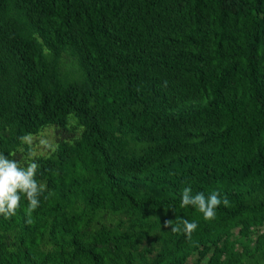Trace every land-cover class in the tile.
Listing matches in <instances>:
<instances>
[{
	"label": "trees",
	"instance_id": "obj_1",
	"mask_svg": "<svg viewBox=\"0 0 264 264\" xmlns=\"http://www.w3.org/2000/svg\"><path fill=\"white\" fill-rule=\"evenodd\" d=\"M0 153L42 188L0 264H264V0H0Z\"/></svg>",
	"mask_w": 264,
	"mask_h": 264
},
{
	"label": "clouds",
	"instance_id": "obj_2",
	"mask_svg": "<svg viewBox=\"0 0 264 264\" xmlns=\"http://www.w3.org/2000/svg\"><path fill=\"white\" fill-rule=\"evenodd\" d=\"M19 139L25 144L32 143L31 134L21 136ZM38 168V163L34 161L27 163L25 167L13 154L0 153V215L4 218L7 219L16 214L22 194L26 195L28 200L26 215L30 217L31 213L40 206L39 195L42 188L38 187V182L34 179ZM221 204L227 207L230 202L226 197L222 199L218 191H213L207 197L202 192L193 195L191 186L183 189L180 201L181 208L188 206L195 208L203 214L206 221L216 218V209ZM163 224L173 233L185 234L188 240H191L192 234L198 228L196 221L190 222L187 219L175 225L171 219H166Z\"/></svg>",
	"mask_w": 264,
	"mask_h": 264
},
{
	"label": "rangeland",
	"instance_id": "obj_3",
	"mask_svg": "<svg viewBox=\"0 0 264 264\" xmlns=\"http://www.w3.org/2000/svg\"><path fill=\"white\" fill-rule=\"evenodd\" d=\"M56 128L48 127L41 134L32 136V143L36 154H47L56 145ZM196 257L189 260L188 264H193Z\"/></svg>",
	"mask_w": 264,
	"mask_h": 264
}]
</instances>
